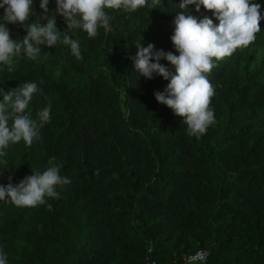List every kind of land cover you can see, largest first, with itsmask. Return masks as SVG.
I'll return each instance as SVG.
<instances>
[{
  "label": "trees",
  "instance_id": "1",
  "mask_svg": "<svg viewBox=\"0 0 264 264\" xmlns=\"http://www.w3.org/2000/svg\"><path fill=\"white\" fill-rule=\"evenodd\" d=\"M256 2L264 11V0ZM178 3L110 10L107 34L78 33L82 60L66 46H42L40 59L21 57L0 70L5 91L38 83L34 118L52 103L40 138L13 145L0 160V183H17L53 158L70 180L50 208L0 201L8 264H184L200 249L207 264H264V19L255 41L208 75L216 122L197 138L155 100L168 81L137 79L130 58L139 42L176 54L170 36ZM189 9L216 23L211 10ZM55 23L66 27L60 16ZM6 26L12 39L26 34L19 24Z\"/></svg>",
  "mask_w": 264,
  "mask_h": 264
},
{
  "label": "clouds",
  "instance_id": "2",
  "mask_svg": "<svg viewBox=\"0 0 264 264\" xmlns=\"http://www.w3.org/2000/svg\"><path fill=\"white\" fill-rule=\"evenodd\" d=\"M39 0V14L34 10V0H0V70H11L18 58H41L42 46H66L77 60L83 59L78 33L88 38L107 34L111 28V11L134 13L147 8L158 9L162 0ZM173 18L170 40L175 49H156L152 43L135 46L130 58L137 79H152L154 75L167 80L163 91L153 93L155 100L169 107L173 114L183 118L189 136L204 135L216 122L211 98L215 89L208 75L217 63L231 56L237 49L249 46L260 32L264 11L256 0H179ZM201 8L211 10L208 15H192ZM60 16L65 24L63 31L56 26ZM31 22H29V18ZM35 17V19H34ZM43 21V22H41ZM7 24H19L25 29L22 39L10 38ZM167 61L172 71L160 61ZM43 83V81H41ZM41 91L36 81L25 80L17 87L5 91L0 88V160L19 142L30 146L38 140L43 127L51 120L52 103L47 102L36 113L30 109L34 95ZM62 165L50 163L44 170L31 171L19 182L0 183V201L16 207L34 208L51 204L49 199L59 197L58 186L70 183L60 174ZM3 172H0L2 174ZM208 251L198 250L186 258V264H207ZM0 264H8V255L0 247Z\"/></svg>",
  "mask_w": 264,
  "mask_h": 264
},
{
  "label": "built area",
  "instance_id": "3",
  "mask_svg": "<svg viewBox=\"0 0 264 264\" xmlns=\"http://www.w3.org/2000/svg\"><path fill=\"white\" fill-rule=\"evenodd\" d=\"M200 250H203V249H200ZM193 254H195V253H193ZM193 254H191V255H193ZM188 256H189V255H188ZM188 256H186V257L184 258V264H186V258H187ZM148 264H155V262L152 260V261H150Z\"/></svg>",
  "mask_w": 264,
  "mask_h": 264
}]
</instances>
